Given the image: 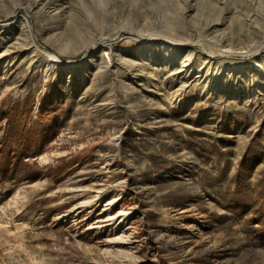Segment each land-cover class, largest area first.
<instances>
[{"label":"rangeland","instance_id":"374dc122","mask_svg":"<svg viewBox=\"0 0 264 264\" xmlns=\"http://www.w3.org/2000/svg\"><path fill=\"white\" fill-rule=\"evenodd\" d=\"M0 264H264V0H0Z\"/></svg>","mask_w":264,"mask_h":264},{"label":"bare ground","instance_id":"6f19581e","mask_svg":"<svg viewBox=\"0 0 264 264\" xmlns=\"http://www.w3.org/2000/svg\"><path fill=\"white\" fill-rule=\"evenodd\" d=\"M116 37V36H115ZM104 40V39H102ZM105 41V40H104ZM100 43H103V41L100 40ZM98 45V44H97ZM122 212H119L118 215H120Z\"/></svg>","mask_w":264,"mask_h":264}]
</instances>
